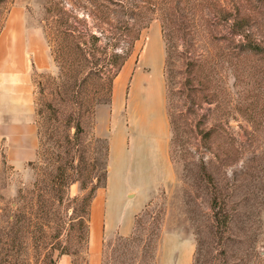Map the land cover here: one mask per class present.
<instances>
[{"label": "rangeland", "instance_id": "obj_1", "mask_svg": "<svg viewBox=\"0 0 264 264\" xmlns=\"http://www.w3.org/2000/svg\"><path fill=\"white\" fill-rule=\"evenodd\" d=\"M45 1L7 0L0 5V40H9L7 47L17 50L30 67L38 153L29 164L12 169L0 147V264H43L47 254L55 264H264V52L238 48L232 66L224 56L231 28L238 43L252 41L264 47V0H206L197 44L218 57L219 102L210 105L206 119L201 118L203 110L178 119L181 108L172 97L170 112L176 118L172 127L169 123V158L179 167V181L160 189L134 216L124 236L107 235L101 186L93 193L98 190L96 216L93 198L86 207L79 200L102 183L107 170L108 144L105 137L96 136L95 108L109 107L121 68L109 84L94 76L84 85L85 101L93 99L94 105L91 112L80 113L83 132L77 141L71 139L81 94L75 92L76 86L58 87L54 80L58 69L41 26ZM153 37L164 59L166 108L168 90L176 92L181 80L184 46L166 57L156 16L141 29L124 63L133 67ZM26 39L31 47L25 46ZM130 79L129 75L121 102L125 130ZM109 115V110L102 112L105 132L111 128ZM183 120L193 125V132L182 129ZM206 129L208 139L201 136ZM65 177L72 181L63 183ZM53 181L58 191L50 189ZM214 196L216 207L211 202ZM49 202L53 209L47 215L43 209ZM119 211L126 224L129 207Z\"/></svg>", "mask_w": 264, "mask_h": 264}, {"label": "trees", "instance_id": "obj_2", "mask_svg": "<svg viewBox=\"0 0 264 264\" xmlns=\"http://www.w3.org/2000/svg\"><path fill=\"white\" fill-rule=\"evenodd\" d=\"M6 1L0 0V5ZM205 2L206 0L45 1L42 6L41 26L49 57L58 69L54 80L58 87L67 86V84L72 87L76 86L75 92L77 95L81 94L78 103V110L81 112H77L78 118L71 139L75 141L79 139L83 132L79 119L82 114L91 112L94 105L93 99L85 101V91L82 92L84 85L94 76L102 83L109 84L130 53L141 29L145 28L155 16L158 18L162 40L165 42L166 57L178 45L184 46V50L181 51L184 61L180 73L181 80L178 82L179 86L176 92L168 90L166 105L168 122L172 127L176 117L179 119L191 114L196 116L198 111L202 110L204 114H201V118L206 119L212 110L210 105L215 101L219 102L215 82L218 81L217 78L221 74L218 72L217 55H212L211 52H207L197 44V34L201 35L203 18L207 14L204 7ZM231 29L225 38L227 51L224 52L225 61L230 62L231 66L234 57L238 55V48V50L254 54L264 52V47L258 43L252 41L238 43L237 33ZM231 66L228 67L230 72L233 70ZM226 77L228 78L227 74ZM225 91L227 96H230L228 87H225ZM172 97H175L181 108L176 117L170 112ZM204 104L208 106L201 107ZM80 113L82 114L80 115ZM195 123L194 126H197L198 123ZM227 123L225 121V125ZM183 128L185 132H193L194 129L193 125L188 124L186 120L182 121ZM208 134L206 129L201 136L208 139ZM93 140L98 141L95 136H93ZM37 154L36 148L35 155ZM104 156L107 157V147H104ZM71 181L70 178L65 177L63 183L67 184ZM104 181L105 176L100 185H93L88 195L79 198L84 207L90 205L95 189L99 186L103 187ZM56 184H58L57 181H53L50 188L52 191H58L56 186L53 187ZM211 202H214L212 207H216L217 197H212ZM52 205L53 203L49 202L44 206L43 213L48 215V212L53 209ZM27 214L28 228L33 214L31 211ZM84 220L86 221L88 218L85 217ZM42 227L44 226H41L39 230L44 233ZM27 232L30 231L27 230ZM41 262L55 264V259L52 255L47 254L42 257Z\"/></svg>", "mask_w": 264, "mask_h": 264}, {"label": "crops", "instance_id": "obj_3", "mask_svg": "<svg viewBox=\"0 0 264 264\" xmlns=\"http://www.w3.org/2000/svg\"><path fill=\"white\" fill-rule=\"evenodd\" d=\"M8 41L4 37L0 40V147L5 162L12 169H20L35 158L37 127L29 64L26 67L18 51L7 47ZM25 46L31 47L27 39ZM163 61L157 38L153 37V42H148L133 67L126 62L121 67L112 86L109 107L99 105L95 108L96 136L105 137L108 144L107 170L102 187L103 223L108 222V236L127 235L134 216L147 202L160 189L179 181V167L169 158V122L165 86L161 82ZM129 75L131 91L127 99L125 130L121 102ZM107 110L110 111L111 128L105 132L102 112ZM98 199L97 190L93 197L95 216ZM127 207L129 219L124 224L119 210ZM96 226L93 236L91 232L93 245Z\"/></svg>", "mask_w": 264, "mask_h": 264}]
</instances>
